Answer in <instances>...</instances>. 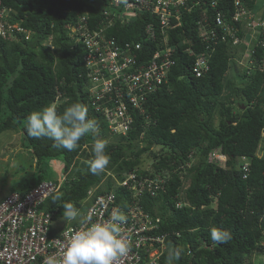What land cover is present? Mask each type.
Returning a JSON list of instances; mask_svg holds the SVG:
<instances>
[{"label": "trees", "instance_id": "trees-1", "mask_svg": "<svg viewBox=\"0 0 264 264\" xmlns=\"http://www.w3.org/2000/svg\"><path fill=\"white\" fill-rule=\"evenodd\" d=\"M108 1L0 0V8L9 11L8 23L29 32L28 37L15 31L0 37V134L12 131L18 135L21 147L31 152L39 176L38 183L33 182V177L27 180L21 194L45 179H54L53 165L61 164L65 180L41 209L55 212L54 219L64 222L63 203H74L82 214L94 201H87L89 190L95 191L93 198L112 191L114 205L127 209L132 192L112 182V176L122 181L134 170L150 178L168 175L164 192L154 199L148 195L142 199L147 212L160 216L158 233L168 234L161 264H166L171 249L181 251L175 264H251L253 257L264 250V73L257 69L264 60V27L258 29L260 35L253 41L245 37L251 42L254 64L238 69L232 60L240 57L237 50L222 45L210 57L209 71L196 77L191 71L194 57L186 53V38L194 40L195 52L203 47L195 42L192 18L197 12L187 14L182 26L170 32L171 45L180 43L174 54L176 64L163 84L146 96L149 125L144 128L142 117L133 113V131L127 137L112 138L103 113L92 106L87 93L85 51L71 40L67 29L83 12L90 17L89 27L95 28L102 20L99 6ZM232 1L219 2L228 16L233 13ZM243 1L250 9L258 10L254 0ZM145 25L146 20L138 19L105 31V36L116 44H131L136 66L147 65L157 51L155 43L143 39ZM49 39L51 43L46 44ZM136 42L142 50L138 55L133 50ZM231 70L234 75L229 76ZM53 101L59 111L71 103H82L89 117L97 121L110 155L103 173H91L86 163L94 143L91 135L83 137L73 151L57 149L47 138L27 135V116ZM141 134L143 139L139 141ZM154 146L159 149L151 150ZM143 154L152 161L147 172L141 165ZM216 154L226 160H216ZM243 157L250 160L246 178L241 169ZM192 160L188 169L186 164ZM182 172L184 181H188L184 189ZM57 195L61 199L55 200ZM179 201L181 208L176 207ZM212 227L230 232L231 239L213 244Z\"/></svg>", "mask_w": 264, "mask_h": 264}, {"label": "built area", "instance_id": "built-area-1", "mask_svg": "<svg viewBox=\"0 0 264 264\" xmlns=\"http://www.w3.org/2000/svg\"><path fill=\"white\" fill-rule=\"evenodd\" d=\"M220 0H109L100 5L102 20L91 29L89 15L79 14L76 22L67 26L71 40L80 44L85 51L83 61L87 68V93L92 106L103 113L110 133L127 136L132 131L133 117L142 116L144 128L149 124L144 102L147 94L155 92L166 80L169 69L174 66V54L180 43L171 45L170 32L182 26L187 14L197 12L192 18L196 32V45L203 47L194 51V40L186 35V53L194 57L192 73L203 77L209 71V59L222 45H231L242 66L253 63V41L260 35L258 29L264 27L262 0H254L258 10L250 9L243 0H233V13L228 16L219 7ZM9 11L0 8V37L12 32L25 33L18 24L7 21ZM138 19L146 20L144 40L156 44L155 53L147 65L138 64L129 44L120 46L114 39L105 36V31L126 25ZM183 33V32H182ZM248 36L250 41H246ZM133 50L141 53V44L134 43ZM264 71V60L258 63ZM136 66V67H135ZM134 70L135 73L128 74ZM103 102V103H102ZM104 102L107 104L105 105ZM143 138V134L140 139ZM143 169V168H142ZM246 170V167H243ZM144 172L149 168H144ZM112 173H108L110 175ZM54 179L42 181L25 194L10 193L0 201V264H42L50 254L62 255L67 238L62 234L69 228L82 229L91 223L107 221L115 211L127 217L122 235L130 242L128 255L117 259L114 264H161L166 251L167 233L159 234L160 216L147 212L143 197L156 198L165 191L168 175L150 178L137 175L136 170L126 175L122 181L112 176V182L130 190L127 209L115 206V194L110 191L93 198L95 191L89 190L87 201H94L81 214L79 221L70 224L55 220V212H45L41 205L59 192L64 177L62 171ZM107 175V176H108ZM91 201V200H90ZM114 205V206H113ZM183 206L179 201L177 208ZM90 217V219H88ZM63 222V221H62Z\"/></svg>", "mask_w": 264, "mask_h": 264}, {"label": "clouds", "instance_id": "clouds-1", "mask_svg": "<svg viewBox=\"0 0 264 264\" xmlns=\"http://www.w3.org/2000/svg\"><path fill=\"white\" fill-rule=\"evenodd\" d=\"M236 65L240 70L244 68V64L240 66L236 63ZM257 69L264 73L259 65ZM99 132L97 121L89 117L87 107L79 102L71 103L63 111H59L57 103L53 101L43 108L32 111L26 118L27 135L34 139L47 138L53 141V147L57 149L73 151L79 146V141L83 137L91 135L94 143L91 148V158L86 163L89 171L93 174L103 173L110 163V155L106 152L108 141L100 137ZM109 135L112 138L127 137L110 132ZM262 136H264V130ZM139 144L141 147L142 143L139 142ZM153 148L151 150H154ZM213 157L222 162L226 160V157L222 155L216 154ZM242 159L244 161L241 169L244 172L243 178H246L250 160L246 157ZM146 161H149L150 164L152 162L147 154H143L141 156V165L143 166ZM192 165L193 162L190 161L186 164V167L190 169ZM244 166L246 170L243 169ZM148 168L150 170L151 167ZM184 173L182 172L181 175L183 176L180 177L185 183L183 189L188 184V181H184ZM54 199L59 200L61 196L57 195ZM62 208V219L67 223L81 219V212L74 203L65 202ZM126 222L127 217L117 210L107 221L91 223L82 229L69 228L62 233L67 238V244L62 255L58 257L56 254H50L44 258L42 264H114L117 259L128 255L131 250L130 242L121 234V226ZM210 238L213 244H224L231 239V234L226 230L212 227L210 228ZM262 246L264 247V242H262ZM263 253L264 250L261 254ZM180 258L181 251L179 249H171L167 254L166 264H175Z\"/></svg>", "mask_w": 264, "mask_h": 264}, {"label": "rangeland", "instance_id": "rangeland-1", "mask_svg": "<svg viewBox=\"0 0 264 264\" xmlns=\"http://www.w3.org/2000/svg\"><path fill=\"white\" fill-rule=\"evenodd\" d=\"M47 43L50 44L51 39L46 40ZM239 59L240 57H236V60ZM232 75H234V70L229 72V76ZM19 143L18 135L12 131H6L0 134V201L10 193L17 192L21 194L25 190L27 180L32 177L34 178L33 182H39V176L36 174L38 170L35 168L34 160L31 158V152L28 149L22 148ZM153 149L157 151L159 148L154 146ZM56 166L57 164L55 163L53 165L54 170L60 172L62 165H60V169L56 168ZM150 166L149 161H146L145 164L143 163V167L148 168ZM53 171L52 175L56 177L57 175L55 172L53 174ZM65 223L67 222H58L59 225ZM251 264H264V253L256 254Z\"/></svg>", "mask_w": 264, "mask_h": 264}, {"label": "crops", "instance_id": "crops-1", "mask_svg": "<svg viewBox=\"0 0 264 264\" xmlns=\"http://www.w3.org/2000/svg\"><path fill=\"white\" fill-rule=\"evenodd\" d=\"M59 165H61V164H59ZM53 169H54V167H53ZM54 171H55V170H54ZM55 173H56V174H59L60 172L55 171Z\"/></svg>", "mask_w": 264, "mask_h": 264}, {"label": "bare ground", "instance_id": "bare-ground-1", "mask_svg": "<svg viewBox=\"0 0 264 264\" xmlns=\"http://www.w3.org/2000/svg\"><path fill=\"white\" fill-rule=\"evenodd\" d=\"M56 168H59L60 169V167L58 166V167H56ZM59 169H57L58 171H59ZM60 171H61V169H60Z\"/></svg>", "mask_w": 264, "mask_h": 264}, {"label": "water", "instance_id": "water-1", "mask_svg": "<svg viewBox=\"0 0 264 264\" xmlns=\"http://www.w3.org/2000/svg\"><path fill=\"white\" fill-rule=\"evenodd\" d=\"M241 108H243V107H241Z\"/></svg>", "mask_w": 264, "mask_h": 264}]
</instances>
